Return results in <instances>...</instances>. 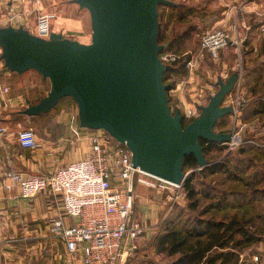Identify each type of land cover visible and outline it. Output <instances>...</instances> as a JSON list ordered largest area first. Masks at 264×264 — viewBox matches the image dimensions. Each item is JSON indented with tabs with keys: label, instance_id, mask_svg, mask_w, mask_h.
Wrapping results in <instances>:
<instances>
[{
	"label": "water",
	"instance_id": "1",
	"mask_svg": "<svg viewBox=\"0 0 264 264\" xmlns=\"http://www.w3.org/2000/svg\"><path fill=\"white\" fill-rule=\"evenodd\" d=\"M89 11L91 41L62 32L48 37L13 25L0 26V59L13 72L34 69L51 82L47 95L21 110L27 116L48 113L62 99L78 105L79 123L104 129L132 153L144 172L184 183V157L193 154L202 171L209 161L201 138L225 143L232 132H217L218 121L235 111L224 104L240 78L234 71L218 78V90L188 124L170 104L164 74L174 67L162 61L159 5L175 0H71Z\"/></svg>",
	"mask_w": 264,
	"mask_h": 264
},
{
	"label": "crops",
	"instance_id": "2",
	"mask_svg": "<svg viewBox=\"0 0 264 264\" xmlns=\"http://www.w3.org/2000/svg\"><path fill=\"white\" fill-rule=\"evenodd\" d=\"M229 8H226L221 18V25L237 29L242 40V44L237 47L243 52V58H246V72L243 71L242 76L247 82L254 79L251 71L264 63V0H242L239 5ZM81 9L83 8L71 0H0V26L13 25L36 33L39 14L47 13L52 16V32L65 34L57 28L58 23L64 21L69 27H73L74 32L81 33L66 36L88 43L91 35L86 30V24L90 14L83 12L78 19L68 13ZM232 17L236 22L230 26L229 19ZM78 23L80 25L76 28ZM1 52L0 47V54ZM263 82L264 75L258 83ZM50 88L51 82L44 79L38 71L30 69L22 74L13 72L0 59V128H5L0 131V264H67L64 242L48 233L50 220L62 208L61 201L48 190L25 197L19 184L8 177L10 171H18L24 175H48L57 168L90 154L88 130L75 121L67 98L62 99L57 108L48 113L24 116L29 119L36 117L39 122L46 123L47 128L44 136L37 134V148L28 149L19 144V128H16V125L21 126V122L16 119L20 116L19 111L28 105L27 99L31 103H37L47 95ZM179 98L183 100L180 94ZM250 119L241 118L243 132L248 136L253 133L254 138L264 139V118L256 116ZM73 122L81 127L80 137L73 135ZM134 196V217L147 224L150 229L139 239L137 255L153 254L154 246L150 244V239L152 231L166 215V192L135 181ZM133 259L134 257H130L125 263L130 264ZM74 264H81V259H76ZM240 264H264V242L242 252Z\"/></svg>",
	"mask_w": 264,
	"mask_h": 264
},
{
	"label": "built area",
	"instance_id": "3",
	"mask_svg": "<svg viewBox=\"0 0 264 264\" xmlns=\"http://www.w3.org/2000/svg\"><path fill=\"white\" fill-rule=\"evenodd\" d=\"M51 17L47 13L39 14L36 34L50 35ZM233 44L238 47L242 44L236 27L230 31L212 28L201 37L202 49L216 59L225 47ZM161 58L164 62L166 56ZM168 60L176 61V55L168 54ZM233 106L241 111L239 105ZM186 114L193 116L195 111L187 108ZM86 129L90 141L87 157L74 160L48 175L10 171L8 177L19 184L25 197L48 190L61 201L62 208L50 220L48 233L64 242L67 264H74L79 258L81 264H124L130 257L137 256L139 239L150 230L147 224L134 217L135 181L164 190L168 205L181 202L184 183L175 184L134 167L132 153L125 144L104 129ZM71 130L75 137L81 136V127L75 122ZM232 134V139L223 143L227 150L244 141L239 132ZM17 138L24 148L39 146L36 130L31 126L19 128Z\"/></svg>",
	"mask_w": 264,
	"mask_h": 264
},
{
	"label": "rangeland",
	"instance_id": "4",
	"mask_svg": "<svg viewBox=\"0 0 264 264\" xmlns=\"http://www.w3.org/2000/svg\"><path fill=\"white\" fill-rule=\"evenodd\" d=\"M175 1L184 2L186 4L195 6V12L186 19L179 20L177 19V11L165 5H159L160 28L162 32V40L160 41V44L166 45L168 43L169 46L170 40L177 36V34L179 35L190 25H195L196 30L180 51H176L175 53V47L172 50H167V46L160 54L161 57L162 55L166 56L164 63L170 64L172 66L174 63L173 61L168 60V54L176 55L178 66L186 61V72L171 73L165 80L167 84H172L173 87L169 90L170 104L173 109H179L184 115L185 122L189 123L193 118L197 117L201 113V105L206 104L209 101L210 96L218 90V78L222 77L224 80H226L234 71L239 70L240 78L237 81L234 90L226 96L224 104H232L235 105V107L239 105V109L241 108V111L238 112L235 110L232 114L222 117L216 124L215 131H237L244 140L231 150H227L225 145L222 143V148H216L210 152H207L206 156L211 162H226L228 168L226 172L224 171L214 175H208L205 174L204 171H200L197 166L188 167L185 169L187 177H192V183L194 184L195 188L201 191V194L199 195L200 205L196 210L189 208V199L187 198L185 190L183 197L180 199L181 202L168 205L166 215L164 217L171 218L176 216L178 221L181 220L184 222V220L188 219V216L196 215L199 210L204 208V206H207L210 202L215 203L217 199H219L221 194L220 191H233L240 189L242 184L237 182L238 174H241V163L239 162L241 158L239 157L240 154L238 153V149L246 143H255L261 145L264 142L251 140L256 139L254 138L255 136H253V133L251 135L249 134L250 136H248L247 133L245 134L242 130L241 118L243 119L244 110L252 97L247 85H245L246 80L242 76V74L246 72V70H244L246 58H243V52H241L234 44L228 45L222 50L220 58L216 59L201 47V37L205 31L212 28H224L229 31L233 29H228L225 25H221V18L224 15L226 8L239 5L242 0ZM83 12H88L89 14V11L85 8L70 12L68 11L72 17H76L78 19L81 15H83ZM90 21L91 20L89 19L86 24V30L91 35L92 29ZM229 22L230 26H233L236 20L232 17L229 19ZM79 25L80 24L78 23L76 28H78ZM57 28L64 31L65 35L81 34L80 31L74 32L73 27H69L64 21L59 22ZM190 61H192V63L189 64ZM179 94L183 100L179 98ZM66 98L69 100L68 105L70 110H72V115L74 116L75 121L79 122L77 103L71 97ZM54 108H57V105ZM187 108H192L195 111V115H187ZM24 116L27 115H20L19 117H16V119L21 122V126L18 127L16 125V128L31 126L36 130L38 135H45V129L47 128L46 123H43L42 121L39 122L36 117L29 119L27 118L29 116ZM250 154L251 155L249 156H252V152H250ZM244 176H248L247 172H244ZM207 193H210L209 197H205V194ZM258 206L261 207L258 208ZM258 206H255V210L257 211L263 208L262 204ZM212 214H216V216L220 217L223 214V211L212 209L206 216H210ZM150 244H153L152 239H150ZM153 250V254L145 253L143 254L144 256H135L130 264H167V262L170 260V257L165 254H157L155 247H153Z\"/></svg>",
	"mask_w": 264,
	"mask_h": 264
},
{
	"label": "trees",
	"instance_id": "5",
	"mask_svg": "<svg viewBox=\"0 0 264 264\" xmlns=\"http://www.w3.org/2000/svg\"><path fill=\"white\" fill-rule=\"evenodd\" d=\"M179 3L178 6H165L177 11L179 20L194 14L195 6ZM195 30V25L188 26L170 40L166 49L172 50L175 47V53L180 51ZM158 40L159 43L162 40L161 28ZM177 61H173L174 69L165 72L164 80L171 73L186 72V61L180 66L177 65ZM251 75H254V79L248 80L245 85L253 98L251 97L247 104L243 118L250 119L256 116L264 118V82L258 83L264 75V63L256 66L251 71ZM171 88H173L172 84H168V92ZM19 113L25 115L21 110ZM183 124H188L184 117ZM200 141L204 145L205 156L207 152L222 148V143L219 142L203 138ZM255 141L264 142V139L256 138ZM250 152L252 156H249ZM238 153L241 158L239 160L241 174H238L237 178V182L242 184L240 189L220 191L219 199L215 203L210 202L196 215L188 216L184 222L178 221L176 216L163 218L152 231V245L157 253L170 257L167 264H240L242 252L259 242H264V143L261 145L246 143L238 149ZM208 161V165L202 170L205 174L214 175L228 170L226 162H211L209 159ZM195 166H197L195 156L186 155L184 171L188 167ZM244 172H247V177L244 176ZM183 185L189 199L188 207L196 210L200 205L201 191L195 188L192 177H187ZM209 194H205V197H209ZM261 204L263 208L255 210V206ZM212 209L222 210L223 214L220 217L216 214L206 216Z\"/></svg>",
	"mask_w": 264,
	"mask_h": 264
}]
</instances>
